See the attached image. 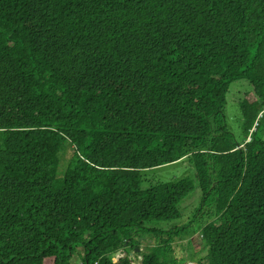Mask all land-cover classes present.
I'll return each mask as SVG.
<instances>
[{
  "label": "trees",
  "instance_id": "16d2710c",
  "mask_svg": "<svg viewBox=\"0 0 264 264\" xmlns=\"http://www.w3.org/2000/svg\"><path fill=\"white\" fill-rule=\"evenodd\" d=\"M262 111L264 0H0V264H134L145 237L143 264H182L199 231L208 264H264Z\"/></svg>",
  "mask_w": 264,
  "mask_h": 264
},
{
  "label": "rangeland",
  "instance_id": "374dc122",
  "mask_svg": "<svg viewBox=\"0 0 264 264\" xmlns=\"http://www.w3.org/2000/svg\"><path fill=\"white\" fill-rule=\"evenodd\" d=\"M246 89H248L247 84L244 85L242 82H236L231 88V93H229L230 95H228V104L226 107L228 127L230 128V130H232V132H234V134L239 140H243L244 136L242 134V127H241L242 111L238 102L241 99V97L247 96L248 93ZM260 115H259V119L264 116V111H262ZM68 144L69 143H67V146ZM71 156H72V149L68 147L67 151L63 153L61 158L60 175H64L65 169L67 168L70 162ZM189 168L190 166L188 165L187 161L182 164L179 163L176 165H170L168 167H161L158 168V172L155 174V177L151 176L149 181L150 183H155L158 178L160 179L179 178L185 174H189ZM199 205H200L199 192L198 191L192 192L189 195V197L184 199L179 205V208L182 212V218L173 221L155 222V224L157 226H167L166 227L167 230L169 229L175 230L178 227L186 225L189 222L193 221V217L195 215V212H197V208L199 207ZM195 225L196 223L194 224V227ZM157 241L158 238L156 237L155 238L145 237L144 239H141V244L137 246L138 248H140V250L136 251L135 248L134 250L131 251V253H134L136 258H138V261L134 260L133 263L139 264L140 262L139 256H141L140 253L146 250V246L148 244L153 245ZM173 245L175 248V252L173 253L175 257L182 264H208V258H207L208 249L203 242L201 231L196 232L190 238L181 237V236L175 237L173 241ZM125 246H127V242H125ZM80 251H82V249H80ZM113 256L115 258H119L118 256L121 255L117 256L116 253ZM72 261L74 262V264H82V257L76 255Z\"/></svg>",
  "mask_w": 264,
  "mask_h": 264
},
{
  "label": "water",
  "instance_id": "95a60500",
  "mask_svg": "<svg viewBox=\"0 0 264 264\" xmlns=\"http://www.w3.org/2000/svg\"><path fill=\"white\" fill-rule=\"evenodd\" d=\"M139 250H140V248H136V251H139ZM118 253H121V252H118ZM118 253H117V256L118 255H122V254H118ZM130 256L133 257L134 253H131ZM118 257H120V256H118ZM139 264H143V257H141V260H140Z\"/></svg>",
  "mask_w": 264,
  "mask_h": 264
},
{
  "label": "built area",
  "instance_id": "2783aa9c",
  "mask_svg": "<svg viewBox=\"0 0 264 264\" xmlns=\"http://www.w3.org/2000/svg\"><path fill=\"white\" fill-rule=\"evenodd\" d=\"M141 260V257L139 258ZM135 264V263H134Z\"/></svg>",
  "mask_w": 264,
  "mask_h": 264
}]
</instances>
